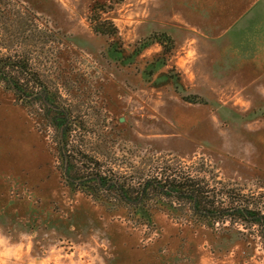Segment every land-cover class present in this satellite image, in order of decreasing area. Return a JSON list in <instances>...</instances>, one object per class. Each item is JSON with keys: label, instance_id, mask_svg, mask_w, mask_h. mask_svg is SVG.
<instances>
[{"label": "rangeland", "instance_id": "374dc122", "mask_svg": "<svg viewBox=\"0 0 264 264\" xmlns=\"http://www.w3.org/2000/svg\"><path fill=\"white\" fill-rule=\"evenodd\" d=\"M19 2L43 35L22 47L32 50V69L84 124L69 132L68 149L80 144L134 184L167 165L256 191L264 180V0ZM94 2L111 6L122 53L92 33ZM159 34L174 43L165 61L157 43L127 58ZM3 86L0 264H264L257 238L240 243L165 213H155L153 229L134 226L70 188L61 128L40 101L20 102ZM191 96L197 103L185 101Z\"/></svg>", "mask_w": 264, "mask_h": 264}, {"label": "trees", "instance_id": "16d2710c", "mask_svg": "<svg viewBox=\"0 0 264 264\" xmlns=\"http://www.w3.org/2000/svg\"><path fill=\"white\" fill-rule=\"evenodd\" d=\"M110 10L111 6L94 2L88 24L93 34L109 40L111 53L119 54L123 49L118 30L106 17ZM36 19L19 0H0V87L4 85L2 90L11 92L20 102L40 101L50 124L61 128L59 150L64 158L63 179L67 185L89 196L107 213L122 215L134 226L153 229L155 213H165L170 219L189 222L216 235H234L240 243L257 238L264 250V180L258 183L256 191L245 192L240 187L213 180L211 183L201 173L193 175L182 167L179 170L164 165L155 166L148 178L134 184L130 182L133 178L103 169L94 157L79 148L80 144L68 149L69 132L84 129V124L54 101L55 94L32 69V50H27L29 54L22 50L23 44L43 36L35 26ZM160 36L165 34L153 36L150 42L142 41L127 58L157 43L162 47L161 60L165 61L174 50V43L170 38L167 46ZM196 99L197 96H191L185 101L197 103Z\"/></svg>", "mask_w": 264, "mask_h": 264}]
</instances>
